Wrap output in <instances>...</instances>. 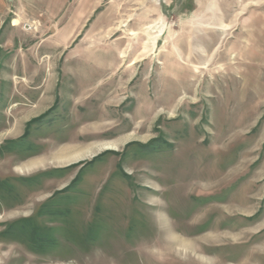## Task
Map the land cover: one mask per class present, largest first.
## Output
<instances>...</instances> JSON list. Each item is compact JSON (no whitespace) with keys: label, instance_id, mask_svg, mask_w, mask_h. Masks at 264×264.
<instances>
[{"label":"rangeland","instance_id":"obj_1","mask_svg":"<svg viewBox=\"0 0 264 264\" xmlns=\"http://www.w3.org/2000/svg\"><path fill=\"white\" fill-rule=\"evenodd\" d=\"M4 3L0 264H264V0Z\"/></svg>","mask_w":264,"mask_h":264},{"label":"crops","instance_id":"obj_2","mask_svg":"<svg viewBox=\"0 0 264 264\" xmlns=\"http://www.w3.org/2000/svg\"><path fill=\"white\" fill-rule=\"evenodd\" d=\"M12 1V0H8ZM14 3L16 4V11L17 12H22L24 10V7L27 5L31 4H38V5H43V6H49L47 7V12L49 13H57L61 12L64 8V5L66 4V0H13ZM5 0H0V9L4 6ZM2 6V7H1ZM19 18H22V16H19ZM19 23V19L15 18L13 20V24H11V29L15 30L17 27V24ZM76 32L73 33L72 36H75Z\"/></svg>","mask_w":264,"mask_h":264},{"label":"bare ground","instance_id":"obj_3","mask_svg":"<svg viewBox=\"0 0 264 264\" xmlns=\"http://www.w3.org/2000/svg\"><path fill=\"white\" fill-rule=\"evenodd\" d=\"M27 26H29V25H27Z\"/></svg>","mask_w":264,"mask_h":264}]
</instances>
